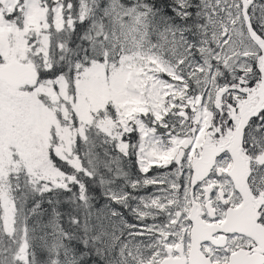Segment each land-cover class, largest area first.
Here are the masks:
<instances>
[{
  "label": "snow or ice",
  "instance_id": "6c2138e0",
  "mask_svg": "<svg viewBox=\"0 0 264 264\" xmlns=\"http://www.w3.org/2000/svg\"><path fill=\"white\" fill-rule=\"evenodd\" d=\"M0 264H264V0H0Z\"/></svg>",
  "mask_w": 264,
  "mask_h": 264
}]
</instances>
